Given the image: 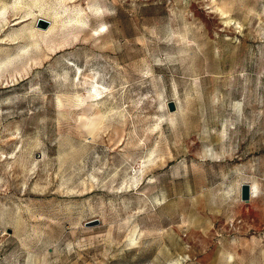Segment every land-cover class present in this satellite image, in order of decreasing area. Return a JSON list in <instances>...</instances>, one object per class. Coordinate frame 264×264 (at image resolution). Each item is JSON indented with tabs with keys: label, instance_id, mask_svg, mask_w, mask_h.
Returning <instances> with one entry per match:
<instances>
[{
	"label": "rangeland",
	"instance_id": "obj_1",
	"mask_svg": "<svg viewBox=\"0 0 264 264\" xmlns=\"http://www.w3.org/2000/svg\"><path fill=\"white\" fill-rule=\"evenodd\" d=\"M3 2L0 264H264V0Z\"/></svg>",
	"mask_w": 264,
	"mask_h": 264
},
{
	"label": "water",
	"instance_id": "obj_2",
	"mask_svg": "<svg viewBox=\"0 0 264 264\" xmlns=\"http://www.w3.org/2000/svg\"><path fill=\"white\" fill-rule=\"evenodd\" d=\"M41 21L47 23V21H45V20L41 19ZM169 109L174 110V103L173 102L169 103ZM242 199L248 200V188L246 186H244V188H243ZM97 222H98V219H93V220L87 221L85 224L86 225H93V224H96ZM8 231H10V229H8Z\"/></svg>",
	"mask_w": 264,
	"mask_h": 264
},
{
	"label": "bare ground",
	"instance_id": "obj_3",
	"mask_svg": "<svg viewBox=\"0 0 264 264\" xmlns=\"http://www.w3.org/2000/svg\"><path fill=\"white\" fill-rule=\"evenodd\" d=\"M6 5L4 2L2 3V6L0 8V18H4V11H5V8H6ZM97 30V29H96ZM36 32L40 33V31H38V29L34 28L33 26L30 27L29 29V32H28V35L30 37H34L36 35ZM97 32V31H96ZM99 32V31H98ZM97 32V33H98ZM33 43H37L36 40H33Z\"/></svg>",
	"mask_w": 264,
	"mask_h": 264
}]
</instances>
